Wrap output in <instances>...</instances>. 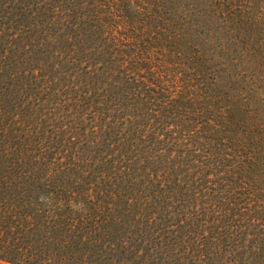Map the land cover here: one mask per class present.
I'll return each mask as SVG.
<instances>
[{
    "label": "rangeland",
    "instance_id": "rangeland-1",
    "mask_svg": "<svg viewBox=\"0 0 264 264\" xmlns=\"http://www.w3.org/2000/svg\"><path fill=\"white\" fill-rule=\"evenodd\" d=\"M103 46L144 65L145 104L128 106L146 154L111 144V105L81 97L104 87ZM67 163L61 185L115 197L171 252L186 246L181 264H258L230 237L204 254L196 234L244 224L243 249L264 251V0H0V173Z\"/></svg>",
    "mask_w": 264,
    "mask_h": 264
},
{
    "label": "trees",
    "instance_id": "trees-1",
    "mask_svg": "<svg viewBox=\"0 0 264 264\" xmlns=\"http://www.w3.org/2000/svg\"><path fill=\"white\" fill-rule=\"evenodd\" d=\"M121 51L116 55H121ZM128 52L122 55L127 57ZM108 54L104 46L99 51L103 89L91 91L94 85L86 83L81 97L89 105H111L103 126L111 144L119 143L146 154L149 149H146L145 133L134 123L137 113L128 106L145 104V98L140 95V88L146 85L142 82L145 75H141L144 65L137 63L134 55L114 60ZM131 61L138 65L128 67ZM125 71L130 72L129 78ZM130 80L142 84L134 86ZM127 84H131L128 89ZM159 134L164 136L162 130ZM140 158L136 159L134 169ZM45 172L46 176L0 173V264H181L182 256H189L183 244L176 251L168 249L170 240L166 232L158 233L127 214L120 215L115 197L112 202L106 199L104 202L99 196L102 193L95 189L61 185L73 175L70 163L58 169L56 176ZM229 211L230 208L223 209L220 216H227L225 213ZM235 227H238L236 232L228 234L219 233L215 225H211V232H198L197 238L207 242L204 254L220 249L222 238L230 237L238 252L263 264L264 251H254L252 255V247L243 249L251 241L245 237L247 227L244 224Z\"/></svg>",
    "mask_w": 264,
    "mask_h": 264
}]
</instances>
